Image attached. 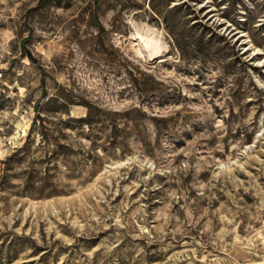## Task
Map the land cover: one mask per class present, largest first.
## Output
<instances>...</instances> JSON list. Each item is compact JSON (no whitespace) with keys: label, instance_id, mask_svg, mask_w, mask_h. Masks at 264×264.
I'll list each match as a JSON object with an SVG mask.
<instances>
[{"label":"rangeland","instance_id":"374dc122","mask_svg":"<svg viewBox=\"0 0 264 264\" xmlns=\"http://www.w3.org/2000/svg\"><path fill=\"white\" fill-rule=\"evenodd\" d=\"M0 264H264V0H0Z\"/></svg>","mask_w":264,"mask_h":264},{"label":"bare ground","instance_id":"6f19581e","mask_svg":"<svg viewBox=\"0 0 264 264\" xmlns=\"http://www.w3.org/2000/svg\"><path fill=\"white\" fill-rule=\"evenodd\" d=\"M133 27V49L138 57L149 60L159 57L165 52L166 43L163 42L161 34L156 29L147 24H133ZM258 53H260V50H257Z\"/></svg>","mask_w":264,"mask_h":264},{"label":"water","instance_id":"95a60500","mask_svg":"<svg viewBox=\"0 0 264 264\" xmlns=\"http://www.w3.org/2000/svg\"><path fill=\"white\" fill-rule=\"evenodd\" d=\"M134 39V38H133ZM133 39L131 40V41H133ZM145 60V59H144ZM146 62H149L150 61V59L149 60H145Z\"/></svg>","mask_w":264,"mask_h":264}]
</instances>
